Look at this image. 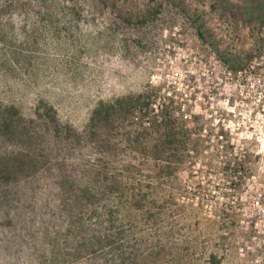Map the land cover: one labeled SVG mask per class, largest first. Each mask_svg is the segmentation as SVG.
I'll use <instances>...</instances> for the list:
<instances>
[{
  "label": "rangeland",
  "instance_id": "obj_1",
  "mask_svg": "<svg viewBox=\"0 0 264 264\" xmlns=\"http://www.w3.org/2000/svg\"><path fill=\"white\" fill-rule=\"evenodd\" d=\"M263 56L264 0H0V264H91L70 256L78 238L66 232L62 199L93 182L94 110L140 96L149 106L135 116L147 111L151 145L173 117L187 147L162 184L174 197L169 219L148 227L146 211L124 210V226L139 225L123 244L133 259L117 264H264L249 180L250 161L263 165L250 142ZM47 105L61 137L38 116ZM233 161L248 214L224 210Z\"/></svg>",
  "mask_w": 264,
  "mask_h": 264
},
{
  "label": "trees",
  "instance_id": "obj_2",
  "mask_svg": "<svg viewBox=\"0 0 264 264\" xmlns=\"http://www.w3.org/2000/svg\"><path fill=\"white\" fill-rule=\"evenodd\" d=\"M147 106L145 97H129L102 102L93 112L89 139L94 153L101 154L94 163L93 182L86 187H71L72 197H63L60 207L66 232L76 233L78 238L70 254L75 262L88 259L91 264H117L119 259L123 263L133 259L135 250L125 257L123 244L139 224L133 219L130 227H125L124 210L134 216L146 211L148 227L157 228L169 219L165 212L174 197L166 195L162 184L184 163L187 132L184 123L167 117L162 125L164 137L151 145L152 132L143 128L147 111L141 118L135 116L138 108L147 110ZM38 116L48 131L60 137L65 134L53 106L40 108ZM138 127H142L140 132L135 131ZM80 135L76 133L79 143ZM182 145L185 149L180 148Z\"/></svg>",
  "mask_w": 264,
  "mask_h": 264
},
{
  "label": "built area",
  "instance_id": "obj_3",
  "mask_svg": "<svg viewBox=\"0 0 264 264\" xmlns=\"http://www.w3.org/2000/svg\"><path fill=\"white\" fill-rule=\"evenodd\" d=\"M264 59V56H263ZM252 70H256L257 67L255 65L251 66ZM253 72V71H250ZM261 74L258 77L259 83L252 84V88L256 92H260V97H253L250 100V142L256 144L255 150V158L261 157L263 161V165L259 171L254 170L252 167L253 161H250V226L253 225L252 228L259 229V232H263L264 230L260 227L263 219H264V63L261 68ZM221 137H225L221 135ZM241 153H238V149H235V154L238 157V160H242L244 149ZM242 162V161H241ZM228 171L231 174V179L229 181V189L225 199L224 210L227 211H237V212H247L248 207L245 206L244 195H241L240 191L245 188L244 183V169L237 161H233L229 165ZM224 174V173H222ZM225 175V174H224ZM262 226V225H261ZM257 236L253 238V241L257 240Z\"/></svg>",
  "mask_w": 264,
  "mask_h": 264
}]
</instances>
